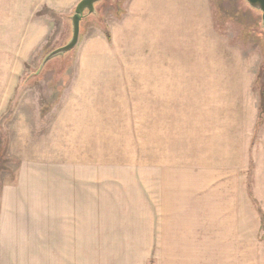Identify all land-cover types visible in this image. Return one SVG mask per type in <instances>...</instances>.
I'll return each instance as SVG.
<instances>
[{
  "label": "rangeland",
  "instance_id": "rangeland-1",
  "mask_svg": "<svg viewBox=\"0 0 264 264\" xmlns=\"http://www.w3.org/2000/svg\"><path fill=\"white\" fill-rule=\"evenodd\" d=\"M79 2L65 0L63 33L35 47L16 90L0 93V264H170L164 256L138 255L143 252L138 241L121 240L127 228H133L123 221L137 219L136 210L128 215L126 209L117 208L125 203L117 202L111 210L114 224L109 226L100 207L97 211L86 200L76 206L74 200L63 199L66 190L58 192V170L99 173L134 168L138 150L141 163L153 164L163 148L160 142L154 144V138L189 137L186 127L161 122L155 130L154 122H109L108 127L107 122H94L93 128L87 127L91 122H79L83 127L76 129L77 122H63L66 129L61 130L57 128L61 122H43L44 106L36 101L44 97L42 92L26 88L87 87L95 85L98 76L105 82H120L112 76L125 72L135 76L131 86L153 87L156 81H162L161 86H188L200 106L205 96H225L226 104L245 94L260 99L262 12L247 0H101L96 11L86 12L82 19L78 45L41 68L50 52L72 38L71 17ZM158 73L165 79H153ZM11 82L0 79V92L7 91ZM26 96H32L34 104L27 106ZM224 123L230 132L233 122ZM189 124L202 135L217 126V122ZM137 139L144 143L136 144ZM120 155L123 160L117 159ZM248 179L252 188V168ZM252 200L260 217L264 214L260 203ZM112 228L115 233L106 234ZM258 245L259 255L247 264H264V233Z\"/></svg>",
  "mask_w": 264,
  "mask_h": 264
},
{
  "label": "crops",
  "instance_id": "crops-1",
  "mask_svg": "<svg viewBox=\"0 0 264 264\" xmlns=\"http://www.w3.org/2000/svg\"><path fill=\"white\" fill-rule=\"evenodd\" d=\"M65 20V0H0V79L12 80L1 94L16 90L34 48L47 45L54 35L58 39ZM154 75L153 79H165L160 73ZM134 77L123 72L112 76L120 82H105L98 76V82L87 87L26 88L44 95L36 98L44 106L43 122H77L76 129L83 127L79 122H91L87 127L93 128L94 122H107L106 127L109 122H154L155 130L161 122H177L189 133L174 139L172 134L155 137L154 144L163 147L162 155L158 158L156 152L150 165L141 163L138 150L134 168L99 173L58 170L59 194L63 187L65 201L74 200L77 206L86 200L91 209L100 207V216H108L109 226L114 224L111 210L117 202L125 203L117 208L126 209L128 215L136 210L137 219L123 221L133 228H127L121 240L138 241V250L143 251L138 255L164 256L170 264L249 263L250 257L259 255L258 241L264 233L262 215L252 200L255 197L264 212L261 95L260 99L251 94L236 96L233 104H226L225 96H205L200 106L188 86H161L162 81L153 87L131 86ZM30 97H25L27 106L35 102ZM189 122H217V126L202 135L193 132ZM224 122H233L230 132ZM143 143L136 140L138 145ZM110 231L115 233L112 228L106 234Z\"/></svg>",
  "mask_w": 264,
  "mask_h": 264
},
{
  "label": "water",
  "instance_id": "water-1",
  "mask_svg": "<svg viewBox=\"0 0 264 264\" xmlns=\"http://www.w3.org/2000/svg\"><path fill=\"white\" fill-rule=\"evenodd\" d=\"M101 0H80L75 8V12L71 17L72 21V38L70 41L56 50L50 52L43 60L41 64V68L51 60L52 58L65 54L69 51H72L79 43L80 39V28H81V21L85 17L86 12L94 13L96 11L95 5ZM249 5L256 10H260L262 12V20L264 26V0H247Z\"/></svg>",
  "mask_w": 264,
  "mask_h": 264
},
{
  "label": "trees",
  "instance_id": "trees-1",
  "mask_svg": "<svg viewBox=\"0 0 264 264\" xmlns=\"http://www.w3.org/2000/svg\"><path fill=\"white\" fill-rule=\"evenodd\" d=\"M263 114H264V91L261 93V118L259 122H262L263 120ZM262 228L264 229V214H262Z\"/></svg>",
  "mask_w": 264,
  "mask_h": 264
}]
</instances>
